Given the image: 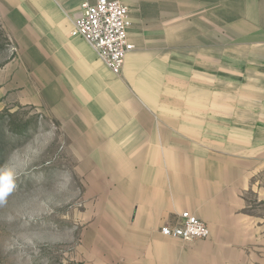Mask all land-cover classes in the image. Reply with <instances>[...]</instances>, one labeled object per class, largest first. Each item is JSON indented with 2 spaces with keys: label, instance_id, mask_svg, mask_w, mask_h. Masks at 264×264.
Listing matches in <instances>:
<instances>
[{
  "label": "crops",
  "instance_id": "1",
  "mask_svg": "<svg viewBox=\"0 0 264 264\" xmlns=\"http://www.w3.org/2000/svg\"><path fill=\"white\" fill-rule=\"evenodd\" d=\"M96 1L0 0V13L69 110L92 195L122 223L125 264H264V0H121L135 50L118 76L71 36ZM183 212L210 237H165Z\"/></svg>",
  "mask_w": 264,
  "mask_h": 264
},
{
  "label": "rangeland",
  "instance_id": "2",
  "mask_svg": "<svg viewBox=\"0 0 264 264\" xmlns=\"http://www.w3.org/2000/svg\"><path fill=\"white\" fill-rule=\"evenodd\" d=\"M22 48L0 13V168L16 175L0 204V264H125L122 223L92 195L69 110L43 92Z\"/></svg>",
  "mask_w": 264,
  "mask_h": 264
},
{
  "label": "built area",
  "instance_id": "3",
  "mask_svg": "<svg viewBox=\"0 0 264 264\" xmlns=\"http://www.w3.org/2000/svg\"><path fill=\"white\" fill-rule=\"evenodd\" d=\"M131 9L121 0L85 2L75 15L71 36L84 39L114 75H120L127 56L135 50L129 41ZM168 238L192 242L210 237L209 227L195 215L183 212L175 224L164 226Z\"/></svg>",
  "mask_w": 264,
  "mask_h": 264
},
{
  "label": "clouds",
  "instance_id": "4",
  "mask_svg": "<svg viewBox=\"0 0 264 264\" xmlns=\"http://www.w3.org/2000/svg\"><path fill=\"white\" fill-rule=\"evenodd\" d=\"M15 173L8 168H0V204L6 202L15 188Z\"/></svg>",
  "mask_w": 264,
  "mask_h": 264
},
{
  "label": "trees",
  "instance_id": "5",
  "mask_svg": "<svg viewBox=\"0 0 264 264\" xmlns=\"http://www.w3.org/2000/svg\"><path fill=\"white\" fill-rule=\"evenodd\" d=\"M24 128H22L21 130H23Z\"/></svg>",
  "mask_w": 264,
  "mask_h": 264
}]
</instances>
